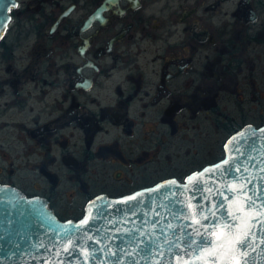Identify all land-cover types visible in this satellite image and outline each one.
Returning a JSON list of instances; mask_svg holds the SVG:
<instances>
[{"label":"flooded vegetation","instance_id":"obj_1","mask_svg":"<svg viewBox=\"0 0 264 264\" xmlns=\"http://www.w3.org/2000/svg\"><path fill=\"white\" fill-rule=\"evenodd\" d=\"M0 38V183L79 218L264 124V0H17Z\"/></svg>","mask_w":264,"mask_h":264},{"label":"water","instance_id":"obj_2","mask_svg":"<svg viewBox=\"0 0 264 264\" xmlns=\"http://www.w3.org/2000/svg\"><path fill=\"white\" fill-rule=\"evenodd\" d=\"M16 5L0 0V38ZM0 264H264V124L232 133L184 180L101 193L79 218L0 183Z\"/></svg>","mask_w":264,"mask_h":264},{"label":"snow or ice","instance_id":"obj_3","mask_svg":"<svg viewBox=\"0 0 264 264\" xmlns=\"http://www.w3.org/2000/svg\"><path fill=\"white\" fill-rule=\"evenodd\" d=\"M241 246H242V245H241ZM220 247H221L222 249H224V248H226V245H225L224 243H221Z\"/></svg>","mask_w":264,"mask_h":264}]
</instances>
